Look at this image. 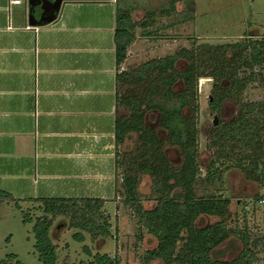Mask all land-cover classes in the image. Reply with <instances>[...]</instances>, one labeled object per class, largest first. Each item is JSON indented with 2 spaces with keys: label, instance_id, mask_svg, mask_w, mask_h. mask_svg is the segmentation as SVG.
Instances as JSON below:
<instances>
[{
  "label": "trees",
  "instance_id": "trees-1",
  "mask_svg": "<svg viewBox=\"0 0 264 264\" xmlns=\"http://www.w3.org/2000/svg\"><path fill=\"white\" fill-rule=\"evenodd\" d=\"M166 2L168 6L162 7L161 13L168 16L174 14L177 4L182 2L190 12L195 10V0ZM153 24L154 19L137 23L127 7L116 9L115 198L122 196L124 204L134 209L141 228L156 239V247L145 253L147 262L257 264L262 260L260 254L264 253V229L253 231L248 226L246 213L240 225V215L233 216L231 197L217 193L218 187L202 195L198 191L202 184L221 183L223 172L229 174L232 168L264 188V99H243L251 83L264 84V36L250 35L241 41L217 45L198 44L193 37L191 48L182 47L174 54L155 57L120 71L129 47L137 38V26L147 30L143 35H157L158 31L147 29ZM180 60L186 63L183 68L179 67ZM203 77L213 79L210 105L215 111L226 98L238 103L233 118L219 119L209 132L213 157L204 176L199 161L198 129V83ZM157 116L166 131L164 138L149 124V120ZM167 146L178 150L182 158L180 165L170 161ZM144 175L151 177L152 199L156 202L151 209L143 208L141 202L140 184ZM22 200L39 204L35 209L43 212L34 225L36 248L43 264L57 263L58 246L50 237L56 215L69 216L70 227L90 232L97 242L111 235L110 215L102 212L105 199H19L0 189V204L18 205ZM207 217L217 220L206 222ZM74 235L79 241L85 240L81 231ZM138 238L142 239V235ZM224 243L232 249L241 246L233 260L220 259L222 252L217 249ZM85 249L91 253L88 246ZM93 257L90 264H120L118 254L97 253ZM14 258L8 255L0 264H13Z\"/></svg>",
  "mask_w": 264,
  "mask_h": 264
},
{
  "label": "crops",
  "instance_id": "crops-1",
  "mask_svg": "<svg viewBox=\"0 0 264 264\" xmlns=\"http://www.w3.org/2000/svg\"><path fill=\"white\" fill-rule=\"evenodd\" d=\"M70 1L53 22L32 26L22 0L11 7L9 28L8 0H0V189L19 199L110 203L116 196L115 0ZM261 217L264 222V212ZM217 250L221 260H231L241 246ZM260 256L257 264H264Z\"/></svg>",
  "mask_w": 264,
  "mask_h": 264
},
{
  "label": "rangeland",
  "instance_id": "rangeland-1",
  "mask_svg": "<svg viewBox=\"0 0 264 264\" xmlns=\"http://www.w3.org/2000/svg\"><path fill=\"white\" fill-rule=\"evenodd\" d=\"M77 1V0H74ZM73 1H65V3ZM95 2V1H94ZM28 8V0H24ZM115 9L128 8L137 23L146 20L148 23L154 19V24L148 31H158L157 35L146 36L142 33L144 28L137 26V38L129 47L128 57L120 66V71L129 70L143 62L155 57H163L176 53L182 47L191 48L192 39L195 37L198 44L209 43L212 45L234 43L247 36H264V0H195V10L190 12L184 2L177 4V11L171 16L161 13L162 7H167L166 0H115ZM62 8V9H63ZM187 16H192L187 19ZM179 67L186 64L179 61ZM181 86H177L179 89ZM213 92V79L203 77L198 83L199 111V146L200 165L202 176L207 172L213 157V150L209 148L210 130L219 122L228 121L236 114L238 103L232 98H226L218 111L210 105V96ZM245 101H259L264 99V84L251 83L243 93ZM124 113V110H121ZM161 137L166 136V131L160 126L159 116L149 120ZM166 153L174 165H180L181 155L176 148L167 146ZM232 172H223L221 183L202 184L198 194L219 188L217 193H223L232 199L231 209L233 216H240V225H243V211L246 210L253 219L248 220V226L253 231H262L264 222L261 220L264 204L259 200L264 198V188L256 182L248 180L238 169ZM120 176L121 173L119 174ZM141 202L143 208L151 209L156 205L152 199L151 177L144 175L140 184ZM121 198H114L106 203L102 212L110 215L111 235L103 237L105 240L97 242L90 232L70 227L72 219L66 215H56L54 225L50 230L52 241L58 246L56 264H90L94 255L118 254L121 264H147L145 253L147 249L155 248L156 239L141 228L134 209L125 205ZM18 198V197H16ZM240 199L238 202L237 200ZM39 204L22 200L15 203L0 204V261L14 255L13 264H43L36 248V233L34 225L37 218L43 214L40 209H35ZM28 217V220H25ZM217 218H207L215 221ZM81 231L85 240L79 241L75 233ZM142 235V239H139ZM99 241V240H98ZM85 246L90 249L89 253ZM238 251L232 253L228 259L238 256ZM157 264H164L158 260Z\"/></svg>",
  "mask_w": 264,
  "mask_h": 264
},
{
  "label": "water",
  "instance_id": "water-1",
  "mask_svg": "<svg viewBox=\"0 0 264 264\" xmlns=\"http://www.w3.org/2000/svg\"><path fill=\"white\" fill-rule=\"evenodd\" d=\"M64 1L70 0H28L30 24L42 26L53 22L57 18ZM38 7L39 12H37ZM214 123H217V118Z\"/></svg>",
  "mask_w": 264,
  "mask_h": 264
},
{
  "label": "built area",
  "instance_id": "built-area-1",
  "mask_svg": "<svg viewBox=\"0 0 264 264\" xmlns=\"http://www.w3.org/2000/svg\"><path fill=\"white\" fill-rule=\"evenodd\" d=\"M22 2V0H8V4L6 6V12H7V16H8V21H9V28H12L11 26V10H12V5L14 4H20ZM261 203H264V199H262L260 201Z\"/></svg>",
  "mask_w": 264,
  "mask_h": 264
},
{
  "label": "flooded vegetation",
  "instance_id": "flooded-vegetation-1",
  "mask_svg": "<svg viewBox=\"0 0 264 264\" xmlns=\"http://www.w3.org/2000/svg\"><path fill=\"white\" fill-rule=\"evenodd\" d=\"M40 11V9H39V7L37 8V12H39ZM210 100H212V98L210 99Z\"/></svg>",
  "mask_w": 264,
  "mask_h": 264
}]
</instances>
